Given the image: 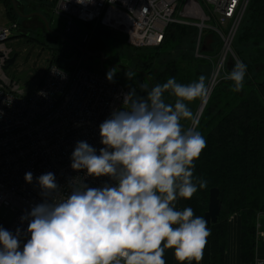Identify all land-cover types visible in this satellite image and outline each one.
Returning a JSON list of instances; mask_svg holds the SVG:
<instances>
[{
  "label": "clouds",
  "instance_id": "clouds-1",
  "mask_svg": "<svg viewBox=\"0 0 264 264\" xmlns=\"http://www.w3.org/2000/svg\"><path fill=\"white\" fill-rule=\"evenodd\" d=\"M246 72L245 63L234 65L227 76L233 91L243 89ZM114 75L109 70L106 78ZM126 76L132 79L130 72ZM205 81L204 75L188 84L171 77L150 89L141 85L146 95L135 88L124 94L122 105L98 126L103 147L77 141L70 154L71 169L111 182L90 187L76 177L63 194L53 172L36 177L42 202L21 215L26 228L0 226V264H166V249L178 264H200L207 221L190 207L178 210L176 202L207 186L193 180L194 162L207 142L189 108L197 99L207 104ZM23 178L32 183V172Z\"/></svg>",
  "mask_w": 264,
  "mask_h": 264
},
{
  "label": "built area",
  "instance_id": "built-area-1",
  "mask_svg": "<svg viewBox=\"0 0 264 264\" xmlns=\"http://www.w3.org/2000/svg\"><path fill=\"white\" fill-rule=\"evenodd\" d=\"M250 1L94 0L82 6L69 0L64 8L63 0H47V7L51 14L67 19V32H76L74 20L93 23L121 32L127 44L135 48L159 46L172 24L195 27L194 55L211 62L207 84L210 94L240 62L232 43ZM17 29L14 22L0 24V43L13 38ZM0 53V58L9 56ZM3 64L0 60V70H4ZM16 79L5 81L0 77V208L12 213L4 226L9 231L26 228L21 215L42 202L35 182L41 174L53 172L63 194L70 191L76 177L90 187L111 182L106 176L84 177L71 169L70 154L77 141L97 150L103 147L98 126L122 105L124 94L132 89L79 63L64 68L48 61L34 89L21 86ZM26 172H32V183L25 182ZM249 264L264 261L254 259Z\"/></svg>",
  "mask_w": 264,
  "mask_h": 264
},
{
  "label": "trees",
  "instance_id": "trees-1",
  "mask_svg": "<svg viewBox=\"0 0 264 264\" xmlns=\"http://www.w3.org/2000/svg\"><path fill=\"white\" fill-rule=\"evenodd\" d=\"M0 4L9 6L8 15L11 19L19 18L11 0H0ZM36 4L47 6L48 2L36 0ZM246 12H248L247 17H243L245 20L242 19L243 22L239 25L241 28L238 29L232 43L240 62L247 65L244 87L240 92H235L232 90L233 82L224 79L211 90L208 102L198 119L197 129L207 143L199 159L194 162L193 171L194 182L204 180L207 186L199 189L191 199H179L181 210L190 207L194 215L203 217L207 210L210 190L214 187L219 189L222 208L217 221L209 227L210 235L207 237L200 264H226L229 220L232 216H237L240 225V262L241 264L253 262L257 246V217L264 213V76L254 72L255 64L264 59V45L256 48L258 56L251 60H247L245 51L240 48L241 43L250 39L264 41V0H251ZM187 27L182 24L170 25L166 30L162 48L180 39L182 35L188 36ZM188 28L195 29V27ZM125 43L133 48L127 44L126 38ZM149 56L150 63L145 64L144 68L132 67L141 71V73L135 72L138 74L134 83L138 84V95H146L141 85H146L150 89L171 77H175L177 82L182 84L198 80L197 74H192L189 69L186 70L181 66L183 60L171 59L161 69L154 71L152 62L154 55ZM193 57L200 66L210 64L207 59ZM64 58L71 59L72 56ZM184 58L190 62L188 55H182V59ZM49 61L69 68L75 65L69 62H78L101 74L107 73L100 66L96 69L84 64L79 58L63 60L60 49L55 55L53 52ZM144 74L148 75V79ZM113 79L123 83L116 77ZM165 96L171 101L172 98L168 97L167 93ZM187 123V120L182 121L185 128L188 127Z\"/></svg>",
  "mask_w": 264,
  "mask_h": 264
},
{
  "label": "rangeland",
  "instance_id": "rangeland-1",
  "mask_svg": "<svg viewBox=\"0 0 264 264\" xmlns=\"http://www.w3.org/2000/svg\"><path fill=\"white\" fill-rule=\"evenodd\" d=\"M27 8H22V12L28 13L32 7L46 16H49L50 27L64 35L70 37L71 40L77 42L78 45L88 49L91 52H103V67L111 66L116 63L121 69L126 67H141L144 68L145 64H149L151 57L150 54H153V69L154 71L161 69L171 59H177L181 62V66L186 70L189 69L192 74H197L198 76L204 75L206 77V86L208 84V79L210 76V67L211 62L208 65L200 66L199 63H196L193 56L195 50V43L197 38V29L188 28L193 26H188V36L182 35L180 39H177L170 43L165 48H162V44L154 48H131L126 45L125 38L123 34L116 30H110L104 26H99L96 28V25L93 23H84L82 21L74 20L73 26L76 27V32H67V19L58 14H51L48 7L43 5L36 4V0H22ZM10 10L9 6L0 4V24L7 23H17L18 29L15 32V35L10 40L0 43V51L7 53V55L13 56L14 53H18V56L12 66L7 70H0V77L5 81L9 79L17 80L16 77L18 74L28 71L27 76L18 80L21 86H26L27 88L34 89L41 76L45 70L47 63L50 57L53 56V52L59 50L61 47L64 48L63 55L64 57L70 58L73 56L75 49L66 42L57 36L50 35L43 25L42 20L37 16H32L31 18H23L18 16L17 20L11 19L8 15ZM17 14V13H16ZM248 12H246L244 18L247 17ZM245 19H243L244 21ZM241 21V22H243ZM211 25L214 22L210 23ZM241 24V23H240ZM187 26V25H186ZM241 28L240 26L238 29ZM236 31V34L238 32ZM177 33V32H176ZM87 34V35H86ZM235 34V35H236ZM264 45V41H244L240 44V48L245 51L247 60L258 56L256 48ZM45 46V47H44ZM158 48V49H156ZM157 54V57L155 56ZM188 55L190 57V62L187 58L182 59V55ZM143 57H147L145 59ZM75 58H79L84 64H87L93 68H99L100 66V54L98 55H89L78 53ZM74 58V59H75ZM75 61V60H74ZM72 64H78V62ZM69 68V66H64ZM109 70L115 71L114 77L121 80L124 84L130 86L135 83V80L138 78V74L131 72L132 79H128L126 76L127 72L120 71L113 66ZM108 70V71H109ZM254 72H258L260 76H264V59L255 64ZM131 87V86H130ZM201 101L197 99L190 104V109L194 113V116L199 119L200 113L198 114ZM203 111V110H202ZM202 113V112H201ZM198 114V115H197ZM198 116V117H197ZM188 121V120H187ZM188 127L191 126V121H188ZM12 217V213L6 208H0V226L4 227L6 222H8Z\"/></svg>",
  "mask_w": 264,
  "mask_h": 264
},
{
  "label": "water",
  "instance_id": "water-1",
  "mask_svg": "<svg viewBox=\"0 0 264 264\" xmlns=\"http://www.w3.org/2000/svg\"><path fill=\"white\" fill-rule=\"evenodd\" d=\"M12 2V5L15 9V11L17 12V14L23 18H30L32 16H37L39 17L44 26H45V29L46 31L52 35V36H57L59 37L62 42H67L69 44H71L72 46L76 47L78 50L84 52L85 54H89V55H98V53L100 54V68L105 71V72H108V70L110 69V67H114L120 71H124V72H128V71H131V72H138V73H141V71H139L138 69H135V68H132V67H129V68H126V69H121L117 64H112L111 66H108V67H103V59H104V54L103 52H91L89 51L88 49L80 46L77 44V42H74L73 40L70 39V37H68L67 35H64L62 33H59L55 30H53L51 27H50V19L47 18V16L39 11H33V12H30V13H24L20 10L21 7H23L24 5V2H22L21 0H11ZM63 50L64 48L61 47L60 48V54L62 56V59L65 60V61H69V60H73L75 58V56H72L71 59H66L64 58L63 56ZM18 56V53H14L13 56H11L5 65L2 66V68L4 70H7L9 66L13 65L16 58ZM229 68H232V65H231V62L229 63ZM28 74V71H24L20 74H18L17 78L22 80L24 79ZM144 76L148 79V75L147 74H144ZM150 83V81H149ZM137 86L138 84H134L131 88H135L137 90ZM151 87V86H150ZM201 114V113H200ZM221 208H222V204H221V201H220V198H219V189L217 187H214L210 190V193H209V202H208V206H207V210L205 211L204 213V218L206 219L207 221V227L209 228L211 224L215 223L218 219V216L220 214V211H221Z\"/></svg>",
  "mask_w": 264,
  "mask_h": 264
},
{
  "label": "crops",
  "instance_id": "crops-1",
  "mask_svg": "<svg viewBox=\"0 0 264 264\" xmlns=\"http://www.w3.org/2000/svg\"><path fill=\"white\" fill-rule=\"evenodd\" d=\"M176 207L180 209L179 200L176 202ZM229 237L228 247L226 251V264H241L240 262V225L237 216H232L229 220ZM259 223V224H258ZM256 240L257 246L254 259H261L264 261V213L257 217ZM166 264H178L173 250L166 249L164 253Z\"/></svg>",
  "mask_w": 264,
  "mask_h": 264
},
{
  "label": "flooded vegetation",
  "instance_id": "flooded-vegetation-1",
  "mask_svg": "<svg viewBox=\"0 0 264 264\" xmlns=\"http://www.w3.org/2000/svg\"><path fill=\"white\" fill-rule=\"evenodd\" d=\"M43 5H44L45 7H47L46 4H43ZM43 5L40 6V9H42ZM23 8H27L25 3H24V5H23ZM28 10H29L28 13L33 12V11H36V9H34V7H32L31 9H28ZM30 18H31V17H30ZM38 18H39V17H38ZM39 19H40V18H39ZM40 20H41V19H40ZM43 25H44V24H43ZM66 43H67V42H66ZM68 44H69V43H68ZM70 46L73 47V48L75 49L73 56H76V55H77L78 53H80V52L83 53V54H85L84 52L78 50L76 47L72 46L71 44H70ZM0 54H2V53H0ZM9 56L11 57V55H9ZM9 56H6V57H5V56H2V57L0 58L2 64H3V63L5 64V61H6V59H8ZM4 64H3V65H4ZM115 64H116V63H115ZM117 65H118V64H117ZM11 66H12V65H11ZM118 66H119V65H118ZM9 67H10V66H9ZM9 67H8V68H9ZM126 68H129V67H126ZM126 68H125V69H126Z\"/></svg>",
  "mask_w": 264,
  "mask_h": 264
},
{
  "label": "bare ground",
  "instance_id": "bare-ground-1",
  "mask_svg": "<svg viewBox=\"0 0 264 264\" xmlns=\"http://www.w3.org/2000/svg\"><path fill=\"white\" fill-rule=\"evenodd\" d=\"M205 104H200V107H199V111H198V114L202 112L203 108H204ZM197 114V115H198ZM198 117V116H197Z\"/></svg>",
  "mask_w": 264,
  "mask_h": 264
}]
</instances>
